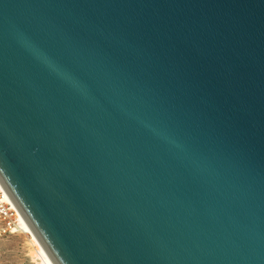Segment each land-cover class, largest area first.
I'll list each match as a JSON object with an SVG mask.
<instances>
[{
  "label": "water",
  "instance_id": "95a60500",
  "mask_svg": "<svg viewBox=\"0 0 264 264\" xmlns=\"http://www.w3.org/2000/svg\"><path fill=\"white\" fill-rule=\"evenodd\" d=\"M0 184L53 264H264V0H0Z\"/></svg>",
  "mask_w": 264,
  "mask_h": 264
},
{
  "label": "rangeland",
  "instance_id": "374dc122",
  "mask_svg": "<svg viewBox=\"0 0 264 264\" xmlns=\"http://www.w3.org/2000/svg\"><path fill=\"white\" fill-rule=\"evenodd\" d=\"M0 264H40L30 236L0 234Z\"/></svg>",
  "mask_w": 264,
  "mask_h": 264
},
{
  "label": "built area",
  "instance_id": "2783aa9c",
  "mask_svg": "<svg viewBox=\"0 0 264 264\" xmlns=\"http://www.w3.org/2000/svg\"><path fill=\"white\" fill-rule=\"evenodd\" d=\"M0 234L25 235L24 224L18 210L0 185Z\"/></svg>",
  "mask_w": 264,
  "mask_h": 264
},
{
  "label": "bare ground",
  "instance_id": "6f19581e",
  "mask_svg": "<svg viewBox=\"0 0 264 264\" xmlns=\"http://www.w3.org/2000/svg\"><path fill=\"white\" fill-rule=\"evenodd\" d=\"M1 185V184H0ZM10 200V198H9ZM13 203V202H12ZM19 217L22 220L23 224H24V229L25 232L30 236L31 240L33 241V243L36 246V252L38 254L39 260H40V264H53L52 261L49 259V257L47 256V254L44 252V250L41 248V246L36 242V240L33 238L32 236V232L31 229L28 225V223L26 222L25 218L20 214V212L18 211Z\"/></svg>",
  "mask_w": 264,
  "mask_h": 264
}]
</instances>
